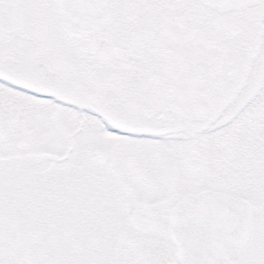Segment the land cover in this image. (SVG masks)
<instances>
[{
    "label": "snow or ice",
    "instance_id": "obj_1",
    "mask_svg": "<svg viewBox=\"0 0 264 264\" xmlns=\"http://www.w3.org/2000/svg\"><path fill=\"white\" fill-rule=\"evenodd\" d=\"M0 264H264V0H0Z\"/></svg>",
    "mask_w": 264,
    "mask_h": 264
}]
</instances>
